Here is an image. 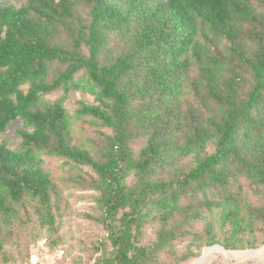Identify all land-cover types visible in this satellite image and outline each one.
Masks as SVG:
<instances>
[{"label":"trees","instance_id":"trees-1","mask_svg":"<svg viewBox=\"0 0 264 264\" xmlns=\"http://www.w3.org/2000/svg\"><path fill=\"white\" fill-rule=\"evenodd\" d=\"M81 100L71 114L66 101ZM60 94L55 100L47 96ZM20 121L13 148L6 133ZM88 126L87 140L76 125ZM93 191V264H189L264 245V0L0 6V256ZM186 245L180 252L179 247ZM28 259V255L22 256ZM209 264H220L211 262Z\"/></svg>","mask_w":264,"mask_h":264},{"label":"rangeland","instance_id":"rangeland-1","mask_svg":"<svg viewBox=\"0 0 264 264\" xmlns=\"http://www.w3.org/2000/svg\"><path fill=\"white\" fill-rule=\"evenodd\" d=\"M24 2L25 0H0V6H21ZM59 96L60 94L47 96L46 99L53 101ZM81 100L92 102L93 98L81 93H72L66 101V107L71 114ZM80 126L79 123L76 125V133L82 136L83 140H87V135L91 134L89 128ZM22 127V123L16 121L6 133L13 148L20 144L16 131ZM44 160L45 168L61 183L70 206V212L62 219L59 228V235L63 237L64 243L50 251L46 232L35 222L22 234L20 242L17 243L19 247L11 245L6 248L5 253L9 261L6 263L0 256V264H93L90 262L91 246L104 235L101 226L91 218L95 215L96 193L74 187L75 184L70 181L74 171L69 164L49 157H44ZM185 246L184 244L179 247L180 252L185 250ZM204 254L208 255L189 264H209L213 261L220 264H264V245L257 250L245 252L227 251L215 246L204 249ZM24 255H28V259H22Z\"/></svg>","mask_w":264,"mask_h":264},{"label":"water","instance_id":"water-1","mask_svg":"<svg viewBox=\"0 0 264 264\" xmlns=\"http://www.w3.org/2000/svg\"><path fill=\"white\" fill-rule=\"evenodd\" d=\"M207 255H208V254H204V255L201 257V259L204 258V257H206Z\"/></svg>","mask_w":264,"mask_h":264}]
</instances>
